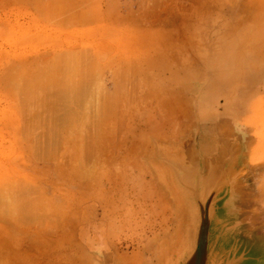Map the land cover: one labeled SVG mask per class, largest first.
Segmentation results:
<instances>
[{"label":"rangeland","instance_id":"1","mask_svg":"<svg viewBox=\"0 0 264 264\" xmlns=\"http://www.w3.org/2000/svg\"><path fill=\"white\" fill-rule=\"evenodd\" d=\"M162 1L0 0V264L108 262L168 233L171 213L143 199L151 160L164 159L151 138L174 155L179 138L194 137L152 134L158 80L173 73L159 71L158 57L190 11ZM76 10L88 22L69 18ZM20 126L32 144L20 142Z\"/></svg>","mask_w":264,"mask_h":264},{"label":"crops","instance_id":"2","mask_svg":"<svg viewBox=\"0 0 264 264\" xmlns=\"http://www.w3.org/2000/svg\"><path fill=\"white\" fill-rule=\"evenodd\" d=\"M165 2L168 5L176 2L180 7L189 5L190 11L188 15H180L183 27L176 33L177 40L167 43L158 57L159 71L165 68V72L173 73L164 85L160 82L162 79L158 80L156 94L160 101H157V123L152 134L160 136L162 131L169 135L175 129L172 134L176 137H195L196 142L185 144L179 138L173 145L174 150L184 148L190 156L184 172L181 175L176 172L168 181L165 169L154 160L151 162L153 176L144 187L143 199L155 201V207L149 210H158L161 216L166 211L171 213L169 227L164 226L168 233L162 237L174 236L180 227L177 216L186 212L172 200L165 184H175L173 194L179 201L183 185H193L200 169L198 182L202 193L208 194L218 185L211 209L209 248L223 249L226 243L229 246L235 241L238 248L253 250L250 256L253 264H264V0H164L163 5ZM64 7L59 2L46 16L57 15ZM203 7L208 15L195 14ZM89 16L85 11L76 10L69 18L88 22ZM164 43L160 42L159 46ZM28 122L25 119L23 131L34 120L30 118ZM21 126L20 142L32 144L33 132L24 135ZM33 142L35 147V136ZM151 142L164 146L155 136ZM33 150L37 157L36 149ZM53 151L54 148H46L40 153ZM210 179L213 183H207ZM26 185L21 192L33 193L34 188ZM169 203L171 209L167 207ZM156 236L159 235H153L148 241L143 238L141 247L129 249L127 255L120 254V259L129 264V256L141 251L142 257L138 258L142 259L141 263H154V242L151 241ZM172 250L164 258L171 260L170 263L175 258ZM86 264L100 262L94 257Z\"/></svg>","mask_w":264,"mask_h":264},{"label":"water","instance_id":"3","mask_svg":"<svg viewBox=\"0 0 264 264\" xmlns=\"http://www.w3.org/2000/svg\"><path fill=\"white\" fill-rule=\"evenodd\" d=\"M194 140L185 143L192 144L195 143ZM172 149L169 147L158 146L157 144L153 145V156H159L160 153L163 154V161L151 160L156 164H160L163 169H165L164 175L168 181V177H172L177 174L181 175L184 172V165L186 160L182 161V151H185L182 148L181 151L173 150V154H171ZM186 152V151H185ZM179 153V154H178ZM187 153V152H186ZM190 156V152H188ZM186 154V155H188ZM166 158H169L170 161H165ZM189 160V159H188ZM162 169V170H163ZM200 169L197 170L195 174V183L193 185L182 187V194L180 195L181 200L177 201L176 195L173 194L174 189L172 183H166L167 191L171 193L172 200L176 203H180L179 207H182L186 213L183 216H177V222L180 223L181 228L174 232L178 234V237H175V242L170 244V249L165 258H167L171 249L175 252V258L170 263L171 260H165V264H253V260L250 256H253V250H249L246 248H238L237 243L235 241H231L229 246L224 245L223 249H215L213 247L208 246L209 243V226L211 220V209L214 204V197L217 193V187H214L211 192L202 193L199 189V179H200ZM176 174V175H177ZM185 191L188 193L186 194ZM175 195V196H174ZM191 214V222L188 224L189 235L186 240V244L183 246L181 244V230L185 227L184 221L185 218H189L188 215ZM180 233V234H179ZM175 236V235H174ZM172 236V237H174ZM213 248V249H212ZM215 252V253H213ZM120 254L127 255L126 253H117L113 252L109 257V261L105 262L104 260H100V264H124L123 260L120 259ZM262 264V263H259Z\"/></svg>","mask_w":264,"mask_h":264},{"label":"bare ground","instance_id":"4","mask_svg":"<svg viewBox=\"0 0 264 264\" xmlns=\"http://www.w3.org/2000/svg\"><path fill=\"white\" fill-rule=\"evenodd\" d=\"M154 13V12H153ZM82 55V54H81ZM91 69H93V68H91ZM95 74V73H94ZM158 99V98H157ZM161 100H163V99H161ZM158 101H160V100H158ZM155 108V107H154ZM162 158V157H161ZM187 160V159H186ZM189 172H191V171H189ZM191 174V173H190ZM187 175H189V174H187ZM190 176V175H189ZM188 176V178H191V177H189ZM192 177H193V174L191 175ZM209 176V175H208ZM185 177V176H184ZM187 178V177H186ZM185 178V179H186ZM211 178V177H210ZM209 179V178H208ZM187 180H189V179H187ZM206 181V180H205ZM209 181H211V179L210 180H208L207 181V183L209 182ZM212 182V181H211ZM215 182V181H214ZM213 183V182H212ZM163 190V189H162ZM162 193V192H161ZM180 204V203H179ZM183 210V208H181V211ZM183 216V215H182ZM188 217L189 218H185V223H184V225H185V227L183 228V230H181L182 232H181V244L184 246L185 244H186V240H187V237H188V235H189V230H188V224L192 221L191 220V218H192V216H191V214H189L188 215ZM180 228H181V226H180ZM180 234V233H179ZM174 237H172V236H169V237H162V236H157L154 240H153V242L154 243H158V246H157V248H154L153 250H155L154 252H153V254H154V256H155V258H156V261L154 262V263H151V264H165V260H164V258L166 257V255H167V253H168V250L170 249V244H173V242H175V237L177 238L178 237V234L177 233H174ZM171 237V238H170ZM177 243L175 242V245H176ZM173 251V250H172ZM140 257H142V252L141 251H138V252H136L134 255H132L130 258H129V264H143V263H141V261H142V259H141V261H139L140 259H138V258H140ZM152 258V257H151ZM170 258V257H169ZM148 259V258H147ZM153 260V259H152ZM143 261H145V260H143ZM6 263V262H5ZM4 263V264H5ZM145 264V263H144ZM150 264V263H149Z\"/></svg>","mask_w":264,"mask_h":264}]
</instances>
